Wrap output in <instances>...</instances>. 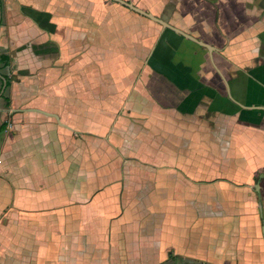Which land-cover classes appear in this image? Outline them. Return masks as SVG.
I'll return each instance as SVG.
<instances>
[{
    "label": "crops",
    "instance_id": "obj_1",
    "mask_svg": "<svg viewBox=\"0 0 264 264\" xmlns=\"http://www.w3.org/2000/svg\"><path fill=\"white\" fill-rule=\"evenodd\" d=\"M127 1L210 48L114 0H1L0 264H264V0Z\"/></svg>",
    "mask_w": 264,
    "mask_h": 264
},
{
    "label": "water",
    "instance_id": "obj_2",
    "mask_svg": "<svg viewBox=\"0 0 264 264\" xmlns=\"http://www.w3.org/2000/svg\"><path fill=\"white\" fill-rule=\"evenodd\" d=\"M124 6H126L127 8L131 9V10H134L135 12H138L139 14H142L143 16H146L160 24H162L164 27L166 28H170L176 32H178L179 34H182L184 36H186L187 38L193 40L194 42H197L199 43L200 45L202 46H206L208 48H210V46L207 44V43H204L202 42L201 40H198L197 38H195L194 36L190 35V34H187L183 31H181L180 29L178 28H175L173 26H171L168 22H166L164 19L160 18V17H157L155 15H153L152 13L150 12H147L146 10L134 5L132 2L130 1H127V0H114ZM1 20H2V3H1V0H0V23H1ZM0 77H2L3 81H4V85H3V89L1 91V93L4 91L5 87H6V79L4 78V76H2V74L0 73ZM0 93V94H1ZM263 232H264V228H263Z\"/></svg>",
    "mask_w": 264,
    "mask_h": 264
},
{
    "label": "rangeland",
    "instance_id": "obj_3",
    "mask_svg": "<svg viewBox=\"0 0 264 264\" xmlns=\"http://www.w3.org/2000/svg\"><path fill=\"white\" fill-rule=\"evenodd\" d=\"M9 74H10V72H9ZM70 94L72 95V92ZM203 202H204L203 200L198 199V198H195V203L187 204V206L188 207H191V210H190L191 213H193V209L194 208H195V213L197 211L203 210L202 206H205V211L204 212H209L211 214L218 212V206H219V204H218V206L215 204L216 200H214V202H212L211 204L209 202H207V201H205L204 203ZM182 204L183 203H180V205H182ZM220 217L221 216H219L218 214H216V215H214V217H212V219L215 220V223H213V225H211V226H214L213 229H216V231H219V229H220V222H219ZM234 226H237V222L236 223L234 222L231 225V228L234 227ZM251 228H253V227H251ZM216 236H218V234ZM193 242H194V245H193L194 249H200L201 247H203V244H202L203 243V240H201L197 235H195L193 237ZM216 242H218V241H216ZM179 243L182 244L181 241H179Z\"/></svg>",
    "mask_w": 264,
    "mask_h": 264
},
{
    "label": "trees",
    "instance_id": "obj_4",
    "mask_svg": "<svg viewBox=\"0 0 264 264\" xmlns=\"http://www.w3.org/2000/svg\"><path fill=\"white\" fill-rule=\"evenodd\" d=\"M9 67H10V56L6 52H1L0 53V73L6 79V87H5L1 97H3L6 100L7 105H9L10 98H9L8 92H9V88H10L11 83H12V78H11L9 71H8ZM3 85H4V81H3L2 77H0V93L3 89ZM5 126H6V124L3 123L2 126L0 127V130H2ZM263 174H264V172H263ZM260 179H261L260 176H258L256 178V180H258V181Z\"/></svg>",
    "mask_w": 264,
    "mask_h": 264
}]
</instances>
